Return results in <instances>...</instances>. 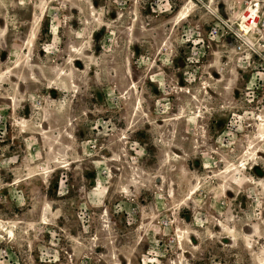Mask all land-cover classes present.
I'll return each instance as SVG.
<instances>
[{"label":"rangeland","instance_id":"obj_1","mask_svg":"<svg viewBox=\"0 0 264 264\" xmlns=\"http://www.w3.org/2000/svg\"><path fill=\"white\" fill-rule=\"evenodd\" d=\"M0 264H264V0H0Z\"/></svg>","mask_w":264,"mask_h":264},{"label":"bare ground","instance_id":"obj_2","mask_svg":"<svg viewBox=\"0 0 264 264\" xmlns=\"http://www.w3.org/2000/svg\"><path fill=\"white\" fill-rule=\"evenodd\" d=\"M251 7L253 8L252 9V11H251V14L250 13H248L247 15H245V16H243L242 17V19H245V18H247V17H250V16H253L254 18H256L257 17V14H259V12L256 10V9H254L255 7H254V2H252L251 1ZM243 21V20H242ZM242 23V22H241ZM245 23V22H244ZM240 27L243 29V31L244 30H246V28H245V26L244 25H240ZM247 32H248V30H247ZM247 34V33H246ZM262 135V134H261ZM258 152V151H257ZM2 227V226H1ZM4 232H5V234L8 236V238H12L13 237V233H12V231H11V229L10 230H4Z\"/></svg>","mask_w":264,"mask_h":264},{"label":"built area","instance_id":"obj_3","mask_svg":"<svg viewBox=\"0 0 264 264\" xmlns=\"http://www.w3.org/2000/svg\"><path fill=\"white\" fill-rule=\"evenodd\" d=\"M245 22V24L248 26V31H250V30H253V29H255L256 28V21L254 20V18L252 17V18H246V19H244L243 21H242V23H244ZM238 30L241 32V33H243V29L240 27V26H238Z\"/></svg>","mask_w":264,"mask_h":264}]
</instances>
